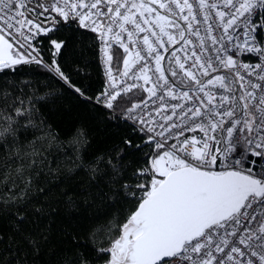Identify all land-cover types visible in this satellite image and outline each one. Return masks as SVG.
Segmentation results:
<instances>
[{
    "label": "built area",
    "instance_id": "1",
    "mask_svg": "<svg viewBox=\"0 0 264 264\" xmlns=\"http://www.w3.org/2000/svg\"><path fill=\"white\" fill-rule=\"evenodd\" d=\"M37 2L96 34L103 78L96 105L111 111L117 97L146 87L145 100L118 115L152 146L137 173L149 179L143 200L154 181L182 167L264 183V0H0V31L29 53L26 62L43 63L34 43L48 31L30 14ZM164 17L180 25L182 38L163 28ZM113 49L130 54L120 71L110 61ZM169 64L191 86L175 84ZM160 264H264V194L249 195Z\"/></svg>",
    "mask_w": 264,
    "mask_h": 264
},
{
    "label": "trees",
    "instance_id": "2",
    "mask_svg": "<svg viewBox=\"0 0 264 264\" xmlns=\"http://www.w3.org/2000/svg\"><path fill=\"white\" fill-rule=\"evenodd\" d=\"M46 6L30 8L37 20L50 19L34 43L43 63L0 69V264H111L148 189L137 173L152 155L146 137L118 115L148 91L117 97L111 111L96 105V34L75 18L46 17ZM262 21L264 47V8ZM109 55L120 71L128 49Z\"/></svg>",
    "mask_w": 264,
    "mask_h": 264
},
{
    "label": "water",
    "instance_id": "3",
    "mask_svg": "<svg viewBox=\"0 0 264 264\" xmlns=\"http://www.w3.org/2000/svg\"><path fill=\"white\" fill-rule=\"evenodd\" d=\"M251 194L263 195L264 183L237 172L182 167L168 173L130 218L140 234L130 242L125 264L171 260L185 242L235 214Z\"/></svg>",
    "mask_w": 264,
    "mask_h": 264
},
{
    "label": "rangeland",
    "instance_id": "4",
    "mask_svg": "<svg viewBox=\"0 0 264 264\" xmlns=\"http://www.w3.org/2000/svg\"><path fill=\"white\" fill-rule=\"evenodd\" d=\"M46 5V4H45ZM149 9H152L151 7H149ZM44 11L49 12L48 15L46 17H52L53 18V14H55L53 11H50L47 6L44 8ZM57 15V14H55ZM60 17V16H59ZM50 19L48 20H43V19H38L37 21L39 22L40 27L43 30H49V28L47 27V22H49ZM160 24L163 26V28L167 31H169L171 33V35L177 40L182 38V36L184 35L183 30H181L180 25L175 22L172 21L166 17L164 18H160L159 19ZM17 55L20 56V60H17L18 57ZM130 55V54H129ZM126 57V60L129 58ZM29 53L23 49H20V47L16 46L12 41H10L8 39V37H6L1 31H0V68H3V66H5L6 64H16L19 63L20 61L22 62H26L29 60ZM171 73H169L171 76H176L178 77L177 80L179 82L183 81L184 84H189L190 82L188 81V79L180 72V70L176 67H173L170 71ZM175 77V78H176ZM229 77H226V79H228ZM232 83L236 84V82L234 80H231ZM191 84V83H190ZM143 87V86H141ZM161 170H162V166H160ZM156 182V181H155ZM150 189V185L148 186ZM153 184L151 189H153ZM133 232V233H132ZM128 233H132V235L128 236ZM137 233V235H136ZM139 230L134 227L132 224H130L129 226L127 225V228L124 231L122 240L116 242L114 244V246L112 247V252H113V259L111 260V264H125L127 262V253L130 249V246L128 245L127 247L123 246V242L126 241V239H128V241L131 242V238L136 235V237L139 235ZM135 237V238H136Z\"/></svg>",
    "mask_w": 264,
    "mask_h": 264
},
{
    "label": "crops",
    "instance_id": "5",
    "mask_svg": "<svg viewBox=\"0 0 264 264\" xmlns=\"http://www.w3.org/2000/svg\"><path fill=\"white\" fill-rule=\"evenodd\" d=\"M17 57H18V59L17 60H20V56L19 55H17ZM21 63H23L22 61H20L19 63H16V64H6L5 66H3V68H5V67H11V66H15V65H18V64H21ZM0 69H2V68H0Z\"/></svg>",
    "mask_w": 264,
    "mask_h": 264
},
{
    "label": "bare ground",
    "instance_id": "6",
    "mask_svg": "<svg viewBox=\"0 0 264 264\" xmlns=\"http://www.w3.org/2000/svg\"><path fill=\"white\" fill-rule=\"evenodd\" d=\"M158 184H159V182H155V181L153 182V187H154L153 189H154V190L156 189V187L158 186ZM132 233H133V232H132ZM132 233H128L127 235L130 236V235H132ZM114 247H115V246H114Z\"/></svg>",
    "mask_w": 264,
    "mask_h": 264
}]
</instances>
